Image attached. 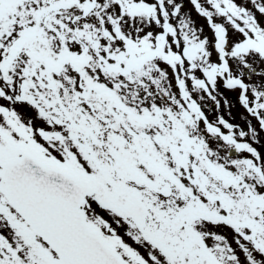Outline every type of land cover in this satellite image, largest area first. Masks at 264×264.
<instances>
[{"label":"snow or ice","instance_id":"obj_1","mask_svg":"<svg viewBox=\"0 0 264 264\" xmlns=\"http://www.w3.org/2000/svg\"><path fill=\"white\" fill-rule=\"evenodd\" d=\"M0 264H264V0H0Z\"/></svg>","mask_w":264,"mask_h":264}]
</instances>
